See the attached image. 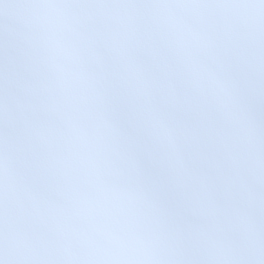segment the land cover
I'll list each match as a JSON object with an SVG mask.
<instances>
[{
  "label": "clouds",
  "instance_id": "clouds-1",
  "mask_svg": "<svg viewBox=\"0 0 264 264\" xmlns=\"http://www.w3.org/2000/svg\"><path fill=\"white\" fill-rule=\"evenodd\" d=\"M0 264H264V0H0Z\"/></svg>",
  "mask_w": 264,
  "mask_h": 264
}]
</instances>
